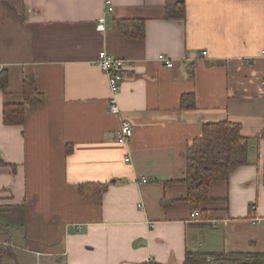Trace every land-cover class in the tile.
Here are the masks:
<instances>
[{"label": "crops", "instance_id": "1", "mask_svg": "<svg viewBox=\"0 0 264 264\" xmlns=\"http://www.w3.org/2000/svg\"><path fill=\"white\" fill-rule=\"evenodd\" d=\"M182 1L186 15L166 18ZM105 2L0 0V72L10 77L0 88V264L264 254V0H111L112 11ZM134 18L146 21L144 39L118 28ZM101 50L127 61L120 115L109 108ZM27 76L44 95L39 106L25 101ZM184 93L196 95L194 109L180 108ZM10 103L25 104L24 124L4 122ZM122 116L133 126L125 144L116 137ZM224 120L250 138L248 163L211 183L193 220L187 148L204 124ZM83 183L108 188L91 200Z\"/></svg>", "mask_w": 264, "mask_h": 264}, {"label": "trees", "instance_id": "2", "mask_svg": "<svg viewBox=\"0 0 264 264\" xmlns=\"http://www.w3.org/2000/svg\"><path fill=\"white\" fill-rule=\"evenodd\" d=\"M8 5V1L3 0ZM186 15L185 2L169 5L165 9L168 19H181ZM120 32L129 39H144L146 21L144 19L118 20ZM7 70L0 72V88L9 86ZM23 95L30 106L44 103V95L37 89L33 76L23 81ZM197 98L194 93H184L180 99L181 109H194ZM4 122L7 125H22L25 122L24 103H10L4 106ZM264 138V129L261 133ZM250 138L241 132L240 124L229 120L204 124L202 134L193 139L187 148L184 181L188 187L187 200L192 210L200 209L201 204L210 198V185L215 180H226L237 169L248 163ZM1 163L5 164L4 161ZM108 188L102 183H83L80 194L86 199H100ZM182 264H264V254L230 253L218 255L210 262L206 255L188 253Z\"/></svg>", "mask_w": 264, "mask_h": 264}, {"label": "built area", "instance_id": "3", "mask_svg": "<svg viewBox=\"0 0 264 264\" xmlns=\"http://www.w3.org/2000/svg\"><path fill=\"white\" fill-rule=\"evenodd\" d=\"M106 8L108 11H112L114 9L113 4L111 0H106ZM98 29H104L105 27V18L100 17L98 20ZM207 52L204 51L203 55H206ZM260 56L264 58V47L260 50ZM158 59L162 61L165 65L171 67L173 66V61L167 57L164 54H160L158 56ZM96 63L98 66L106 73L108 78V84L111 91V96L109 99V108L110 111L120 115L121 110L118 105L117 101V95L120 92L122 83L125 78V72L127 67V61L123 58H118L112 54H110L106 50H101L98 54V58L96 60ZM133 133V126L131 122L125 118L121 117L120 127L118 131L116 132L117 141L125 144L129 141L130 137ZM130 158L127 157L126 161H129ZM143 181H147L146 178H143ZM140 209H144V204L140 203L139 205ZM203 217V214L200 210L193 211L190 215V218L193 220L201 219ZM260 219H257L256 222H260ZM153 226V224H152Z\"/></svg>", "mask_w": 264, "mask_h": 264}, {"label": "rangeland", "instance_id": "4", "mask_svg": "<svg viewBox=\"0 0 264 264\" xmlns=\"http://www.w3.org/2000/svg\"><path fill=\"white\" fill-rule=\"evenodd\" d=\"M211 262H213V260ZM2 264H14V262L11 260H4Z\"/></svg>", "mask_w": 264, "mask_h": 264}]
</instances>
